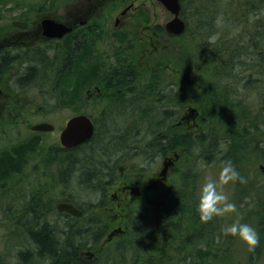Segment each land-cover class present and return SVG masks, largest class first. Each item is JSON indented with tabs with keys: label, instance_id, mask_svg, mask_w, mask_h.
I'll return each instance as SVG.
<instances>
[{
	"label": "trees",
	"instance_id": "trees-1",
	"mask_svg": "<svg viewBox=\"0 0 264 264\" xmlns=\"http://www.w3.org/2000/svg\"><path fill=\"white\" fill-rule=\"evenodd\" d=\"M9 1L14 6L23 7L36 5L38 0H0V3L6 5ZM180 1L181 13L186 21V30L183 35L175 37L174 47H177L180 56L177 59L180 61L177 62L188 66L197 63L200 77L194 78L191 75L193 81L189 83V89L184 92L178 91L174 94L173 99H170V96L166 94L161 95V91L153 89V85L157 81L155 76L146 78L141 89L148 87L149 90L146 88V92L142 95L146 96L141 101L143 104H147L145 106H149L154 103V98L163 96L161 101L158 100L157 105L159 107L171 103L177 107L188 104L205 121L207 117L213 125L215 124L213 130L216 134L210 132L212 129L207 130L204 127L202 132L206 131L203 136L200 134L197 137H192L179 130L175 132L173 138H169L167 132L163 131L167 127L161 124L159 130L162 132L159 135L158 143L162 142V144H159V152L166 151V149L170 150V147L174 145L173 150H180V159L183 163H187L196 154L198 158L202 157L208 164L213 163V159V161H217V155L225 152L223 159L231 161L245 181L243 183L236 182L238 197L242 196L235 200L241 222L254 223L258 228L260 226L262 235L259 242L262 246L264 240V196L262 195L264 194V174L255 168L253 175L256 181H254L244 166L239 165L236 158L248 156L249 151L250 153H257L258 163L264 167V119L260 116V112L262 113L264 110V97L258 100V104L250 105L247 103L251 109L243 107L241 100L237 102L240 107L237 109V107L232 106V101L227 98V92L231 89L235 90V87L232 86L231 82L230 84L223 82V79L233 80L236 65L234 60L237 55L236 58L239 59L237 63L245 66L247 75L244 76V80L237 83L236 88L241 83L245 88H252L253 91L256 90L255 88L257 91L264 89L258 87V85L264 87V39L261 36L264 33V25L261 26L264 23V0H228L225 5L209 4L207 0H197L201 4H195V6L190 4L189 8H186V0ZM219 9H222L223 14L229 17L228 20L224 19L219 25L223 31L217 32L214 22L220 16ZM113 10L110 8L109 11ZM44 11V8L39 9V13ZM261 13L262 15H260ZM255 15L258 18L252 26L248 17ZM232 30H237L236 34H232ZM217 34L218 38L213 40L212 37ZM210 39L213 42H210ZM84 41L88 42V38L83 39ZM133 50L132 48L128 51ZM61 52L64 57L70 56L73 61L67 66L66 74L63 76L64 87H69L72 78L77 80L76 88L99 78V72L94 73L88 69L92 64L93 56L85 44L83 48L80 47L75 52L73 42H70L66 47H63ZM20 62L23 64L27 60L22 58ZM30 62L37 63L34 59ZM65 62L64 65H67L70 59L65 60ZM8 63L6 55H2L0 57V69L7 66ZM181 69L180 71H183V68ZM33 73V67H30L20 81L26 83ZM36 77L37 75L34 77V81ZM160 78L163 77L158 75V79ZM116 79H123V77H112L111 81ZM24 86H29V84H24ZM117 88L115 86V89ZM127 89L129 88L127 87ZM175 91H177V85ZM78 93L80 94V91ZM64 97L65 99L62 101L64 104L73 105L72 102L68 101L67 96L64 95ZM76 103L81 104V99ZM252 110L255 113L252 114ZM222 111L229 114H224ZM161 115L160 109L155 107H150L148 113L140 115L141 122H143L142 126L147 125L151 136L156 134L154 131L155 120ZM131 117H135V114L129 112L114 114L107 119L103 128L106 129L107 125V130H109L111 121L114 122V125H123ZM200 125L201 123H199ZM216 127L221 130L215 129ZM199 129L201 132L202 128L199 127ZM107 132L105 136L98 135L94 142L92 141L94 138L89 139L72 149L59 147L52 150L49 148L45 153L46 156L48 155L45 165L54 162L59 163L64 169V177L67 176L66 173H77L79 187L84 186L85 189H89L93 193L102 194L100 200H103L108 196L105 194L106 185L115 182L108 180L104 183V188H98L99 183H102L109 176L106 173L107 166L102 165L101 158L98 156L99 152L103 151L104 158H110V156L116 155L124 149V145L130 137L128 136L129 130L124 134L120 133V138H110L115 130ZM28 135L27 141H24L23 144L8 150L0 149V187L3 183L13 180L14 176L22 173L26 167L27 156H30L34 151L33 148L37 144L38 138L33 133H28ZM218 137H222L220 139L223 140L220 145L218 144ZM108 140H110V148L106 149L105 147L108 146L105 142ZM113 144L116 146L112 149ZM218 146L222 151L217 153L216 147ZM189 175L188 171L181 172L177 177L178 184L175 183L171 186L169 184V187H163L158 193H151L140 204L131 205L125 213L127 220L124 221L123 225L124 233L118 240L114 239L106 244L100 252H97V260L92 263L82 262L78 252L83 249L82 242L85 239L89 240L88 245L91 249L94 250L98 247L103 237L102 234L107 232V224H110L108 218L98 214L100 218L87 224L88 227L87 225L75 224L76 227L75 229L72 228L71 232H65L62 236H58V234L55 236L51 233L53 229L45 225L47 223L45 217L52 212V208L51 205L40 202L42 191H45L42 189L35 190L34 194L37 195L38 202H34V195H32L30 200L33 206L27 207L24 215L20 211L11 213L8 210L5 212V216L10 217L4 219L6 222L8 220L13 221L16 225L14 229L21 230L22 226L23 243L14 247L23 249V263L28 257H31L29 263L32 264L34 263L33 258L36 257V260L43 261L46 259L50 264H231L230 255L227 254L230 253L232 244L226 250L223 248L219 251L212 246V243L216 241L222 243L223 240H229L228 237H230L229 242H233L235 237L225 236L222 228L235 220L237 214H232L231 219L230 216L214 217L207 223L201 222L196 211L197 197L193 192L186 190L185 180L189 178ZM109 179H112L111 176ZM244 200L246 202L243 203ZM84 208L86 210L101 208V203L87 204ZM77 221L80 219H76ZM23 223L25 225H22ZM92 230L93 232L90 233ZM75 232L77 234H74ZM209 257L212 258V263L208 262Z\"/></svg>",
	"mask_w": 264,
	"mask_h": 264
},
{
	"label": "rangeland",
	"instance_id": "rangeland-1",
	"mask_svg": "<svg viewBox=\"0 0 264 264\" xmlns=\"http://www.w3.org/2000/svg\"><path fill=\"white\" fill-rule=\"evenodd\" d=\"M144 1V0H143ZM149 1V0H145ZM184 1V0H183ZM209 4H219V5H225L228 0H207ZM10 3V4H9ZM8 4L3 5L0 3V39L6 38L11 36V33H14L16 31H19V29L13 27L11 25V22L13 20H21L28 22L29 25L31 23L37 21L41 16L48 15L50 17L60 19L62 20L64 17L70 16L75 13V11L79 8H83L89 3V0H38L36 5H26L23 7L14 6L12 2L9 1ZM190 4L195 6V4H201L197 2V0H186V8L190 7ZM44 8V12L39 13V9ZM109 8H113V11H109ZM121 8V5L116 4H110L108 6V9L105 10L104 14L113 16L119 9ZM147 10H149L150 13H155L157 15L156 21L162 22L164 13L163 8H159L157 6L155 0H153V5H148ZM226 8V7H225ZM102 12V11H101ZM218 12L220 13L219 17H222L223 20H228L229 16H226L223 14L222 9H219ZM41 14V15H39ZM262 15V13L260 14ZM258 16H252L248 17L250 25L254 26V21ZM217 20L214 22L215 30L217 32L223 31L222 27H219L216 23ZM241 23V22H240ZM264 25V23L261 24V26ZM32 26V25H31ZM101 26L106 30L105 24H101ZM240 29L242 27L240 26ZM140 30V28H138ZM237 30H232V34H236ZM135 33V32H134ZM243 36V35H242ZM241 36V37H242ZM264 39V33L261 35ZM210 42H213L212 39H210ZM61 44L60 43H51V44H42V43H34L30 46V48L23 49V47H20L18 45L14 46L13 49H5V52H8V57L16 59L17 56H20V58H31L37 60L36 62L40 65L43 64V70H37V77L35 81L30 86H20L19 78L16 74V68L20 67L16 62H13L12 60L8 63V66L4 69H0V88H3L7 94H8V100L10 101L9 107L10 111L15 112L13 115H8L5 110L0 113V149H11L17 145H21L24 143V141H27L28 139V133H31L29 130V127L36 123L42 116L43 122H49L53 124L54 130L53 132H47V133H33L34 136L37 138V144L34 146V151L30 156H27V161L25 162L26 167L23 169L22 173L17 174L14 176L13 180L8 181L7 183H3V185L0 187V264H30L29 260L31 257H28L26 261L23 263V249L20 247H14L17 245H20L23 243L22 239V230L14 229L13 226H7L5 225V219L10 216H5V212L8 211V209H12L11 213L19 211L21 208L25 207H32L33 203L30 200L31 196L34 195V202H38V197L36 194H34L35 190H45L46 195L41 197V201L43 204L51 205V208H54V205L58 201V199H70L73 201V203L77 206H80L83 208L84 216L80 221L73 222L72 220H69L67 217H62V221L64 223L70 222L76 225H82L86 226L89 222H93L94 220H97L100 218L98 214L102 215L104 214V209L102 208H95V209H89L86 210L84 207L88 203L96 204L100 201V197H102V194L98 192H91L89 189H85L84 186L79 187V183L77 180L78 174L72 173H66L67 176L64 177V169L59 163H51L48 165H45L47 163V156L46 152L50 149L54 150L59 148L58 143V133L60 132L61 128L63 127L64 122L67 120L68 117L78 114V113H84L89 115L88 113H93L94 109L96 107H93L94 109L89 108L90 103H84L81 101V104H77L76 102L74 105L64 104L62 101L65 99L64 93L66 90V87L63 86L64 82V75L66 74V68L69 65H64L66 62L62 61V52L60 51ZM63 49V47H62ZM132 49V48H130ZM129 50V49H128ZM141 52V51H139ZM24 53H26L24 55ZM179 50L177 47H174L173 50L170 52H160V56L163 57V62L167 64L169 60H171L174 65L178 63L177 60L180 56L178 55ZM34 55V57H32ZM158 55V54H157ZM56 56V57H55ZM152 57L150 62L154 60V57H156V54L149 55ZM168 57V58H165ZM235 56L234 63L235 65V71H234V77L233 80L229 79H223V82H226L230 84L232 83V86L235 87V90L231 89L227 92V98L232 101V106L237 107V109H240L237 102L241 101L243 107H247V109H251L248 107L247 103L258 104V100L263 99L264 97V89L262 91L252 90V88H245L241 83L238 84V88H236V85L238 82L244 80V76L247 75V72H245V66H241V64L237 63L239 59ZM37 64V65H38ZM38 65V66H39ZM51 65L50 68L47 66ZM31 66L30 62L23 63V67ZM190 66V72H187V78H185V83H191L193 80L191 79L190 75H193L195 77H200V73L197 70L198 64L195 65H189ZM47 67V68H45ZM197 67V68H196ZM40 69V67H39ZM147 75L144 76V79L149 77L156 78V83L153 86H163L164 81L169 78H173L174 80H178L179 76H174L173 73H171L170 70H166L165 68L158 73H152L151 71L146 72ZM158 75L160 78L158 79ZM228 76V75H227ZM205 79V78H204ZM147 84V83H146ZM152 86V83H150ZM258 87L264 88L262 85H258ZM162 92V90H159ZM178 91H175V94ZM184 92V91H182ZM67 93H69V90H67ZM163 93V92H162ZM180 93V92H179ZM181 94V93H180ZM182 95V94H181ZM84 101L86 102V97H82ZM21 100V101H20ZM256 104V105H257ZM3 105V104H1ZM65 105V106H64ZM145 105V104H143ZM4 106V105H3ZM1 109V107H0ZM134 110V108L130 105V102H127L126 105V111L131 113ZM174 110L176 113V116L174 118H178L180 113V108L174 106ZM162 111V110H161ZM263 114L260 112V116L262 119H264V110H262ZM164 112V111H162ZM224 114H229L224 111H222ZM145 113V112H143ZM233 113V112H232ZM255 113V111L252 110V114ZM204 116V114H203ZM163 119L166 117V113L162 114ZM202 117V116H200ZM205 117V116H204ZM98 117H94L96 120ZM130 120L126 121L123 125H114V122H110V130H115V132L124 133L127 125L130 124L134 117L129 118ZM206 121H202L203 128L201 129H195L194 124L189 125V136L197 137L198 135H205L202 130L207 129L211 130L210 132L215 133L213 130L214 125L208 120L206 117ZM259 119V118H258ZM99 126H100V132L98 134L102 137L103 135L107 134L103 127L105 126L106 121L104 119H98ZM138 123L141 124V122L138 120ZM138 123L136 122L137 126ZM188 125V124H187ZM125 127V128H123ZM217 129V127L215 128ZM218 128L217 130H219ZM134 129H132L133 131ZM221 130V129H220ZM219 130V131H220ZM131 133L130 138V144L131 146H136V150L132 151L130 155L127 156L126 163L124 161L114 160V165L111 160V163L108 164L107 158L103 157V151L99 152L101 158V163L104 166H107L106 173L111 176L112 179H109V176L106 177L102 183L100 184L98 188H104L105 182H115L113 184L106 185V193L110 197V195L113 193V187L121 186L123 184L122 181L129 180L132 176L133 179L143 182L144 184H148L150 182L151 177L154 173H157L160 171L161 163H162V156L159 155L157 152L158 148L160 147L159 144H162V142L158 143L155 140V136H151L149 134V130L147 125L142 126V129H140V133L138 134V127ZM218 131V132H219ZM208 132V131H207ZM143 136V137H141ZM218 144L220 145V142H223L222 137H218ZM261 138V137H259ZM257 138V140H259ZM264 140V138H263ZM253 141V140H252ZM251 141V142H252ZM178 142V141H177ZM107 145V141L105 142ZM159 146V147H158ZM264 147V146H263ZM107 149V147H105ZM182 150V148H179ZM217 153L221 152L222 149L218 146L216 147ZM224 151V150H223ZM249 151V150H248ZM51 152V151H50ZM180 151L177 150V153ZM49 154V153H48ZM103 154V155H102ZM171 154V153H170ZM225 154H218L217 155V161H213V163L208 164L204 159L198 158L197 155L192 156L190 160H188L187 163H183L182 160L177 163L176 167L178 169L177 171H174L175 168H172V171L170 170V173L166 175V178L168 177L170 186L177 183V176L181 174V172L188 171L189 178L185 180L186 190L189 192H193V194L198 197L199 189L204 182V179L207 175L211 174L213 177H215L221 167V164L223 161H228L223 159V155ZM152 156V159H151ZM44 158V159H43ZM239 161L240 166H244L246 172L253 177L254 181H256V178L253 175V171L256 168L261 174H264V171L261 169L258 161V155L257 153H250L248 156L241 157L238 156L236 158ZM221 163V164H220ZM255 164V167H254ZM119 166V168L117 167ZM111 169H110V168ZM131 171H134V174L131 173ZM122 173L124 175H122ZM167 173V172H166ZM127 175V176H125ZM135 176V178H134ZM263 179V178H262ZM128 183V182H127ZM142 183V184H143ZM178 184V183H177ZM49 187L47 188V186ZM237 183H230L229 185L225 186V192L229 195V198L232 202L236 204L235 200L240 199L238 197V191H237ZM159 189V188H158ZM158 189H149L148 193L140 192L139 196L137 198H133L134 191L130 192V195L127 198V204L124 206L125 213L129 209V205L138 203L140 204L141 201L145 200L148 196L151 195V193L155 192L158 193ZM169 192V190H168ZM264 196V194H262ZM56 198V199H54ZM59 199V200H60ZM102 200V199H101ZM131 200V201H130ZM246 202L245 200L243 203ZM32 204V205H31ZM237 205V204H236ZM232 216L229 218L231 219ZM5 218V219H4ZM228 219V220H230ZM9 221V220H8ZM13 222V221H10ZM251 226L259 229L257 230L259 237L262 235L260 232V226L259 228L255 226L254 223L250 224ZM223 227V225H222ZM60 229V228H59ZM58 229V230H59ZM58 230H51V233H53L55 236L58 234V236H62L63 233H65V229H62V232ZM61 232V233H60ZM90 231V233H92ZM105 232L102 234V239L106 236ZM74 234H77L75 232ZM81 234V233H78ZM119 235L115 238L116 240L119 239ZM229 240H223L216 241L212 243V246L216 249H219V251L226 250L231 244L230 247V253L227 255H230V261L231 264H264V240L262 241L263 245H259L255 248L254 251H249L247 246L243 244L238 238L235 237L233 242L230 241V237H228ZM86 240V239H85ZM83 241V249H81V252L86 251H94L90 248L88 245L89 240ZM114 240V239H113ZM112 240V241H113ZM111 241V242H112ZM101 242V241H100ZM74 246V244H73ZM68 249V248H67ZM199 249V247H198ZM9 250V251H8ZM70 251V250H67ZM129 253V252H127ZM21 255V256H20ZM128 256V255H127ZM36 258V257H35ZM33 258L34 263L32 264H50L49 261L44 259L43 261H39ZM91 260V258L89 259ZM208 262L212 263L213 260L211 257L208 258Z\"/></svg>",
	"mask_w": 264,
	"mask_h": 264
},
{
	"label": "flooded vegetation",
	"instance_id": "flooded-vegetation-1",
	"mask_svg": "<svg viewBox=\"0 0 264 264\" xmlns=\"http://www.w3.org/2000/svg\"><path fill=\"white\" fill-rule=\"evenodd\" d=\"M155 2L157 6H159V8H163L162 10L163 12H165L163 14L164 17L162 22H157V15L155 13H150L146 8L148 5H153V0H89V3L86 6L77 9L74 14L64 17L62 20H60L71 27L70 33L65 34L60 39H48L44 35H42V31L40 29L41 23H38L39 20H37V22L35 21L33 23V26L28 25L26 31L19 30L11 33V36L9 37L0 39V57L2 55H6V57L8 58V62L12 60L13 62L21 65V69L20 67H18V69L16 68V74L19 78L20 86L21 84V87H23L24 84H29L30 86L32 84L31 82H34V77L37 75L36 71H41V69L43 70V64H41V62L40 65L38 63H31L30 60L32 59L27 58L26 60L27 62H30L31 66L23 67V64H21L20 62L22 58H20V56H17L16 59L9 58L7 55L8 52L4 51L5 49H13V47L16 45L23 47V49H26L30 48L32 44L39 42L42 44L60 43V51H62V47H66V45H68L70 42H73V48L76 52V50L80 47L83 48L85 44L86 48L93 56L92 64H90L88 69L92 70V72L94 73L99 72V78H97L96 80H92L87 85H82V87L78 86L77 88L75 87L77 80L75 78H72L69 87H66L64 95L68 97V101L72 102L73 105L75 102L80 101L81 99V101H83L84 103H90V109H94L93 107H96V109H94L93 113H88L89 115L78 113L68 117L64 122L61 130L64 128L66 122L72 117L85 115L92 125V135L90 139L94 138L92 140L93 142L94 140H97L96 138L99 135L98 132H100L101 130L98 119H104L105 121H107V119L111 118L114 114H123L126 111L127 102H130V105L134 108L131 113L135 114L134 120L127 125V128L125 130V132L129 130L128 136L130 137L128 140H130L132 136L130 133L132 129L135 130L138 127V134L140 133L139 130L142 129L143 124V122H141L140 115H142L143 112L148 113L150 107L159 108L160 111H164H161L162 114L166 113V117L164 119L161 115L160 118L155 120L154 131L156 134L154 136L156 137L155 140L157 142L159 139V135L162 132L159 130V126L161 124H164V126L167 127V129L165 130L164 128L163 131L167 132L169 138H173L175 132L179 130L185 133H189L188 128L190 124H194L195 129L198 130L199 127L203 128L202 121H204L205 119L203 117H200L198 113L191 114L188 110L190 107L188 104L178 107L182 112L176 119L174 118L176 116L174 103H171L167 106L162 105L160 107L157 105L158 100L160 99L161 101V98L163 96L154 98V103L149 106H145L147 104L143 105L141 101L146 96L142 95L146 92V88H148L146 87L143 88V90L141 89V87H143L144 76L147 75V71H151L155 74L165 68L166 70H170L175 77H182L178 80L169 78L164 81L165 85L154 86L153 89L162 90L163 94L161 93V95L166 94L167 96H170V99H173L174 97L176 85L177 91H185L190 87V84L188 82L184 84V77L187 78L186 71L189 69L188 65L181 63H176L174 65L171 60H169L167 64L162 61L164 58L162 59V57L160 56V52L163 53L165 50L168 53L173 50L175 36L170 35L165 29L166 24L172 19V15L168 11H166L157 0H155ZM112 3L114 4V6H116V4L121 5V8L113 16L104 14L105 10L108 9V6ZM101 24H105V26L107 27L106 30H104V26L102 27ZM138 28H140V30H138ZM87 38L88 42H85L86 40L83 42V39ZM130 48H133L134 50L128 51V49ZM25 54L26 53H24V55ZM152 54L153 57L154 54H156V57H154V60L150 62L152 57L149 55ZM67 59H70L69 64L73 63L70 56L62 57L61 62ZM7 66L3 67L2 69L6 68ZM50 66L51 65H48L47 67L50 68ZM30 67H33L34 73L26 83H23L22 81H20V79L21 77L26 75ZM181 68H183V71H180L182 70ZM117 76H122L123 79H116L114 81H111L112 77ZM115 86H117L118 88L115 89ZM127 87L129 89H127ZM67 90H69V93H67ZM147 90H149V88ZM79 91L81 95L78 93ZM82 97H86L87 101L85 102ZM8 99L9 98L7 92L3 88H0V113L5 110L8 115H13L15 112L10 111V101ZM1 104H3L4 106ZM42 117L38 121H36V123L43 122ZM94 117L98 118L95 120ZM138 120L141 122V124L138 123ZM136 122L138 123V126ZM199 123H201L200 126ZM107 131L112 130L106 129L105 132L108 133ZM110 138H120V133L114 132V134H112ZM109 143L110 140L107 141L108 149L110 148ZM115 146L116 144H113V146H111L112 149ZM162 148L163 146L161 147V149ZM136 149V146H131L130 141H128L124 145V149L120 153L107 158L108 164L111 163L112 160L114 165V160L116 159L119 161H124L126 163L127 156ZM159 149L160 148H158L156 153L162 156V163L171 161V165L166 169L167 173L165 172L164 176H160V172H158V174L154 173L148 184H144L143 182L142 184L140 181L133 179V177L131 176L129 180L122 181L123 184L121 186L115 185V187H113V193L110 195V197L107 196L102 201L100 200L101 208L108 212L107 217L109 218L108 220H110V224H107L108 231L111 229L114 230L118 228H124L123 225L126 218L124 206L127 204V198L130 195V192H132L129 188H138L139 192L146 193L149 191V189L159 188V191L163 189V187H169L170 182L168 177L166 178V175L170 173V170L172 171V168H175L174 171L178 172L176 165L181 161L180 152L177 153L176 150H173L174 145L170 147V150L166 149V151L159 152ZM117 167L119 168V166ZM131 173L134 174V171H131ZM122 175L124 174L122 173ZM45 195L46 192L42 191V197ZM69 200L70 199H60L58 203L66 202L73 205L74 207L77 206L74 205L73 201L71 202ZM131 205H129V207ZM77 209L82 211V214L80 217L74 218V216L72 217L67 213L59 212L56 209L55 205L54 208L51 209L52 212L45 217V221H47L45 225L53 230H58L60 228L58 232L62 231L63 228L65 229V232H71L72 228L75 229L76 227L73 222H76V219L81 220L84 216V212L82 210L83 208L80 207ZM8 210L12 212V209ZM26 210V208H21L19 211L24 215L26 213ZM63 216L67 217L69 220H73V222L65 223L64 227V223L62 221ZM88 224H90V222ZM5 225L10 227L16 226L13 222L10 221L5 222ZM22 225L25 224L23 223ZM108 235L109 234H107V236ZM114 236L109 240V242L116 238V235ZM86 252H78L80 260L85 263L94 262V260L92 259L89 260L92 257L91 255L93 254H90V252Z\"/></svg>",
	"mask_w": 264,
	"mask_h": 264
},
{
	"label": "clouds",
	"instance_id": "clouds-1",
	"mask_svg": "<svg viewBox=\"0 0 264 264\" xmlns=\"http://www.w3.org/2000/svg\"><path fill=\"white\" fill-rule=\"evenodd\" d=\"M216 23L219 26L222 23V17H218ZM216 38H218V34L212 37L213 40ZM237 181L245 182L231 161H223L215 177L211 174L205 177L198 192L196 211L199 214V219L204 223L213 220L214 217L237 214V218L225 225L222 232L225 236L230 235L238 238L249 251H254L259 245V234L253 226L241 222L236 204L225 192V186Z\"/></svg>",
	"mask_w": 264,
	"mask_h": 264
},
{
	"label": "water",
	"instance_id": "water-1",
	"mask_svg": "<svg viewBox=\"0 0 264 264\" xmlns=\"http://www.w3.org/2000/svg\"><path fill=\"white\" fill-rule=\"evenodd\" d=\"M173 18L166 24L165 29L169 34L180 35L185 29L184 22L179 18L180 4L179 0H157ZM13 26L25 29V23H12ZM41 33L48 39L62 38L64 34L71 31V27L66 23L56 22L53 19L44 18L41 22ZM193 112V109H191ZM32 131L37 132H50L53 130V126L50 123L43 122L37 123L30 127ZM92 135V125L85 116H75L69 119L59 135L60 144L65 148H72L82 143L87 142ZM171 164L170 161L163 162V167L160 172V176H164V172ZM56 209L59 212H64L73 216H80L81 212L69 203H58ZM116 231L110 233V237L115 234Z\"/></svg>",
	"mask_w": 264,
	"mask_h": 264
}]
</instances>
